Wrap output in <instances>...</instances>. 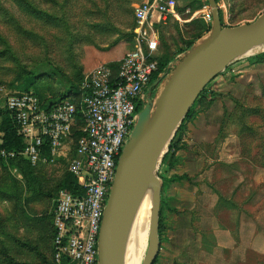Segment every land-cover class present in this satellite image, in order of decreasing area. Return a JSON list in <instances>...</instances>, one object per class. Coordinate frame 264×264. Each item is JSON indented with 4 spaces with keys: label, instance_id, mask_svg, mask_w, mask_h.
<instances>
[{
    "label": "rangeland",
    "instance_id": "obj_1",
    "mask_svg": "<svg viewBox=\"0 0 264 264\" xmlns=\"http://www.w3.org/2000/svg\"><path fill=\"white\" fill-rule=\"evenodd\" d=\"M145 1L0 0V122L8 95L34 92L42 98H61L70 90L74 94L84 76L96 67L118 64L132 48L130 34L134 11ZM175 1L178 7L182 4L181 0ZM219 2L224 25L228 27L252 23L264 13V0ZM200 5L195 11L203 7ZM188 16L182 15L181 23L171 20L174 26L171 37L160 32L162 56L183 54L185 42L193 40L199 32L210 31L211 25L203 20L196 22L195 28H187L192 24L184 25ZM262 54L264 51L230 65L219 75L217 83H210L212 87L208 85L209 99L195 108L238 110L240 170L251 178L252 198L248 202L254 203L256 221L263 223V228L256 229V256L262 254L256 264H264V65L254 63ZM109 60L115 62L108 63ZM150 88L139 112L149 98L152 105L155 104L162 84ZM229 144L222 152L223 160L230 159V155L235 158L234 142L231 148ZM64 147L52 163L35 169L39 181L36 193L27 192L26 181L17 169L10 166L3 169L0 165V264H52L53 239L50 235L55 187L74 157L73 146ZM210 173L203 175L211 176L212 180L187 182L192 192L197 193L195 197L193 193L190 202L182 204L192 206L191 212L195 208L199 212H188L186 219L182 213L171 212L172 224L175 221L206 223L211 213L208 206L217 208L221 202L218 199L220 191L231 190L230 182L216 179L230 177V172ZM165 218L164 215L163 243L167 231L169 235L174 226H169L172 217L167 216V221ZM205 228L204 225L203 231ZM193 231L197 234V230ZM199 258L202 256H159L158 264H168L172 260L176 264H199Z\"/></svg>",
    "mask_w": 264,
    "mask_h": 264
},
{
    "label": "built area",
    "instance_id": "obj_2",
    "mask_svg": "<svg viewBox=\"0 0 264 264\" xmlns=\"http://www.w3.org/2000/svg\"><path fill=\"white\" fill-rule=\"evenodd\" d=\"M199 18L211 25L207 4ZM175 0H147L134 11L132 49L119 62L116 74L102 64L84 76L77 105L73 97L45 106L34 92L8 95L4 109L10 112L17 135L23 139L20 152L2 151L4 160L21 156L31 165H48L64 146H73L74 157L67 172L82 194L59 190L54 200L53 260L55 264H98V234L121 152L126 145L152 78L168 74L176 55L158 73L160 42L158 28L182 15ZM198 15L195 13L194 16ZM208 87V86H207ZM206 87V88H207ZM83 123V125L81 123ZM75 132L82 135L75 140ZM1 143V142H0ZM48 148L45 156L44 148ZM50 158V161H49Z\"/></svg>",
    "mask_w": 264,
    "mask_h": 264
},
{
    "label": "water",
    "instance_id": "obj_3",
    "mask_svg": "<svg viewBox=\"0 0 264 264\" xmlns=\"http://www.w3.org/2000/svg\"><path fill=\"white\" fill-rule=\"evenodd\" d=\"M205 1L212 17L210 31L154 83L162 84L155 104L147 100L121 152L98 234V264H123L130 225L149 187L148 238L141 264L154 263L160 249L163 188L158 170L171 141L203 90L230 65L248 57L257 41L264 44V13L252 23L223 27L216 1Z\"/></svg>",
    "mask_w": 264,
    "mask_h": 264
},
{
    "label": "crops",
    "instance_id": "obj_4",
    "mask_svg": "<svg viewBox=\"0 0 264 264\" xmlns=\"http://www.w3.org/2000/svg\"><path fill=\"white\" fill-rule=\"evenodd\" d=\"M181 3L178 8H189L190 10L194 6L207 4L205 0H181ZM218 6L222 12L219 0ZM191 12H194V15L198 13V15L188 14V20L183 21L184 25L201 20L199 12L195 9ZM222 26L228 27L224 25V19ZM173 27L170 21L166 26L158 28L160 55L162 49L160 32L171 37L170 33ZM207 32H204L202 36L207 35ZM130 45L133 47L131 39ZM109 62L115 61L109 60ZM260 65L263 66L264 62ZM218 77L212 81L213 83L211 82L213 85L219 81ZM212 84H210L211 87ZM237 114V109L214 108L207 110L200 108L186 121L181 131L180 148L175 151L173 165L166 167L164 173L167 184L162 190L164 205L161 218L163 220L165 215L167 221V216L172 217L169 220V226H174H172L173 230L169 235L167 234L169 230L167 231L166 239L164 238L165 243L160 238L156 264L159 262V256H202L201 259L199 258V264H256L260 261L258 256H262V254L257 252L258 256H256V229L263 228V223L260 224L256 221L254 203L248 202L249 198H252L251 178L240 170V122ZM229 142L230 148L233 147L232 143L234 142L235 158L232 159V155H230V159L223 160L222 152L224 148L228 147ZM221 171L222 173L230 172V177L222 176L216 179L230 182L231 190L220 191L218 199L221 202L217 208L214 205L208 206L211 213L209 216L207 215V222L203 223L206 227L205 231H203L202 222L189 224L185 221L182 223L175 221L172 224L174 216L171 212L182 213V216L185 217L188 212L192 211L191 205V207H186L183 204L190 202L193 193L195 197L197 192L195 190L192 192L187 182L201 181L202 179L212 180L211 176L203 174ZM216 203L218 204V201ZM197 211L199 212V209L195 208L191 214L197 213ZM193 230H197V234ZM162 243L165 244L164 249ZM168 264H176V262L172 260Z\"/></svg>",
    "mask_w": 264,
    "mask_h": 264
},
{
    "label": "trees",
    "instance_id": "obj_5",
    "mask_svg": "<svg viewBox=\"0 0 264 264\" xmlns=\"http://www.w3.org/2000/svg\"><path fill=\"white\" fill-rule=\"evenodd\" d=\"M216 3L218 4V0H215ZM206 2V1H205ZM207 3V2H206ZM195 7H192L191 10H194ZM177 9L180 13L184 12V8H178ZM220 20L221 23L223 21V17H222V12L220 11ZM191 24V23H190ZM197 23L193 22L191 24L190 27L195 28V25ZM134 26V24H133ZM208 31V30H207ZM204 32H199L197 33V35L193 38V40H190L188 42H185V50H188L189 48H191V46L195 43V41H197L198 39H200V37L202 36ZM130 39H132V33L130 34ZM162 42V41H161ZM162 45V43H161ZM162 48V47H161ZM177 55L176 54H172L170 56L166 55H161L159 57V68H158V73H162L164 68L167 66V64ZM264 62V54L258 56L254 63H263ZM119 63L118 64H109V67L112 69L113 73L116 74L117 69H118ZM158 80V75L156 74L152 80H151V84L150 86L152 87L153 84ZM35 95L39 98V100L45 104V106H53L59 102H62L64 100H67L70 97L76 96L77 99L75 100L76 104H79V99H80V92H79V87L76 88V92L73 94L71 92V90L64 96H62L61 98H57V99H52V98H42L39 94L35 93ZM208 95H207V88L203 90V92L200 94L199 98L197 99L196 103L193 105V107L191 108V110L189 111L188 115L186 116L185 120L183 121L182 125L180 126V128L178 129L176 135L174 136L173 140L170 143V146L168 148V152L165 154L163 160H162V165L161 168L159 170V178H161V180L163 181V188L166 186L167 184V180L165 179V169L166 167H170L173 165L174 162V156H175V151H177L180 148V142H181V131L183 130L186 121L189 120V118H191L192 115L195 114V112L197 110H195V108L197 106H201L203 105L206 101H207ZM81 123V122H80ZM83 125V123H81ZM82 134L75 132L74 135V139L77 140ZM0 153L2 151H6V152H11V151H15V152H20L24 149V143H23V139L21 137H19L17 135V131H16V127H15V123L12 120L11 114L10 112H8L7 110L4 109V114H2V119L0 122ZM44 155L47 156L48 155V148L45 147L44 151H43ZM0 165L3 169H7L8 166L17 169L22 178L26 181V189L27 192L29 193H36V187L38 186V179L35 175V169L37 167H40L42 164H37L35 166L31 165V163L21 157V156H17L13 159H8V160H4L0 157ZM59 190H63L66 193L75 195V196H79L82 194V191L80 188L77 187V181L76 179L69 174L68 172H66V174L63 176L62 180L58 182V184L55 187V192L57 194V192ZM55 194V196H56ZM164 205V201L162 199V191H161V208H160V218H159V238H161V233H162V218H161V211H162V207ZM53 215H51V219H52V231H51V235L50 237L53 239L54 235H55V231H54V227H53ZM41 219V218H40ZM45 220H50V218H46ZM42 221V220H40ZM157 258L154 261L153 264H156ZM64 264H66L65 261H63ZM52 264L54 263V260L52 258Z\"/></svg>",
    "mask_w": 264,
    "mask_h": 264
},
{
    "label": "bare ground",
    "instance_id": "obj_6",
    "mask_svg": "<svg viewBox=\"0 0 264 264\" xmlns=\"http://www.w3.org/2000/svg\"><path fill=\"white\" fill-rule=\"evenodd\" d=\"M264 51V44L257 41L247 56ZM152 190L149 187L130 225L124 248L123 264H141L146 251Z\"/></svg>",
    "mask_w": 264,
    "mask_h": 264
},
{
    "label": "flooded vegetation",
    "instance_id": "obj_7",
    "mask_svg": "<svg viewBox=\"0 0 264 264\" xmlns=\"http://www.w3.org/2000/svg\"><path fill=\"white\" fill-rule=\"evenodd\" d=\"M150 92H151V88H149V90L147 91V93L149 94ZM147 93H146V94H147Z\"/></svg>",
    "mask_w": 264,
    "mask_h": 264
}]
</instances>
